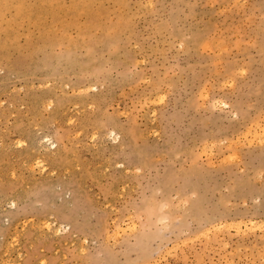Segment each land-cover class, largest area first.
Wrapping results in <instances>:
<instances>
[{"label":"rangeland","instance_id":"rangeland-1","mask_svg":"<svg viewBox=\"0 0 264 264\" xmlns=\"http://www.w3.org/2000/svg\"><path fill=\"white\" fill-rule=\"evenodd\" d=\"M0 264H264V0H0Z\"/></svg>","mask_w":264,"mask_h":264},{"label":"bare ground","instance_id":"bare-ground-1","mask_svg":"<svg viewBox=\"0 0 264 264\" xmlns=\"http://www.w3.org/2000/svg\"><path fill=\"white\" fill-rule=\"evenodd\" d=\"M47 141L50 142V143H49L50 145H55V144H56L55 142H53V140L49 141V138L47 139ZM40 163H41V161L38 160V161H37V164H40ZM258 225H259V224H258Z\"/></svg>","mask_w":264,"mask_h":264}]
</instances>
